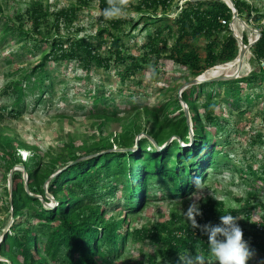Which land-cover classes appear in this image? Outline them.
I'll use <instances>...</instances> for the list:
<instances>
[{"label": "trees", "instance_id": "1", "mask_svg": "<svg viewBox=\"0 0 264 264\" xmlns=\"http://www.w3.org/2000/svg\"><path fill=\"white\" fill-rule=\"evenodd\" d=\"M97 1L101 11L107 7V0ZM172 1L139 0L135 7L139 14L136 22L112 19L94 35L71 34L69 38L63 37L59 30L77 18L84 7L83 0L60 9L53 21L47 8L35 1L16 16L30 24L29 30L0 17V49L13 40L16 44L32 42L41 51L39 61L30 70L17 69L13 74L15 79L4 87L2 93L13 101L0 108V120L5 113L18 118L29 96L40 103L46 93L52 94L54 82L47 69L51 62H76L87 74L92 67L114 70L124 84L148 67L152 69L151 78L156 77L157 64L168 53V59L190 73L191 78L184 85L206 70L236 58L239 47L229 26L232 12L224 2L185 0L179 11L177 6L172 9L177 12L171 17L168 12ZM232 1L238 17L260 34L250 48L253 69L236 80L207 82L183 90L180 98L190 121L176 94L150 107L132 100L135 93L121 97L119 90L114 95L119 97L118 102L102 93L92 95V107L88 111L89 117L98 120L99 132L106 123L121 121L114 136L110 133L91 143L69 139L60 150L41 156L31 147L33 155L21 162L12 145L20 150L29 146L0 129V162L5 173L10 174L21 163L27 177L25 191L23 172L11 173V204L7 186L3 187L12 223L3 237V231L0 232V258L4 259L0 264H118L127 244L143 240L153 241L157 248L145 253V261L140 264H182L180 257L196 254L216 264L208 251L207 237L199 229H192L186 219L178 225L181 221L178 215H171L169 223L131 230L125 217L139 213L157 199L156 192L169 199H185L206 184L210 172L226 166L220 167V162L222 158L230 159L232 147L222 132L230 122L215 114V109L226 104L233 113L242 116L246 113L244 106L262 97L261 93L253 97L245 91L249 87L264 89V9L260 11L244 0ZM127 24L132 31L139 26L148 31L138 48L139 55L130 54L124 41L125 36L134 40L124 28ZM169 39H174V43L167 48ZM242 42L247 44L245 35ZM45 47L48 49L44 50ZM11 61L5 62L9 65ZM145 125L149 126L148 130ZM141 134L145 137L136 141ZM255 142L261 143L264 150L260 135ZM238 173L248 187L254 189L257 183L264 186V155L256 169L247 165L244 171L238 169ZM243 174L250 179H244ZM196 178L200 179L197 189ZM118 192L121 195L116 203ZM47 195L54 201L53 207H44L38 199L39 196L48 203ZM199 206L202 215L196 220L200 225L218 224L224 214L243 216L245 222L237 220L243 239L252 255L257 253L264 260V214L259 222H250L251 207L230 209L223 200L212 198ZM116 211L117 216H122H109L108 213Z\"/></svg>", "mask_w": 264, "mask_h": 264}, {"label": "rangeland", "instance_id": "2", "mask_svg": "<svg viewBox=\"0 0 264 264\" xmlns=\"http://www.w3.org/2000/svg\"><path fill=\"white\" fill-rule=\"evenodd\" d=\"M35 1L40 2L43 7L47 8L50 20L53 21L56 12L69 7L76 0H0V17L9 19L16 26H21L23 30H29L30 24L19 21L16 16L24 12ZM184 1L173 0L168 15L175 16ZM244 1L253 4L260 11L264 9V0ZM138 2L139 0H132V5L126 9L125 15L114 19L136 22L139 18V14L135 11ZM83 6L71 25H62L60 28L59 32L63 37L69 38L71 34L94 35L97 29L105 28L112 20L103 18L97 0H83ZM175 6H177V11L174 12L172 9ZM232 27L237 30L240 36L245 35L247 40L257 37L256 33L247 30L238 20L232 22ZM248 27L253 29L251 26ZM124 28L134 36V40L127 36L124 38L130 48V54L139 55L141 52L138 48L148 31H143L141 26L132 31L131 25L128 24ZM76 30H81V32L75 33ZM173 43L174 39H169L167 48L171 47ZM45 48L44 50L48 49ZM40 52L39 48L35 49L32 42L16 44L13 40H9L2 46L0 49V108L10 105L13 101L11 96L2 93L6 84L15 79L13 74L17 72V69L30 70L39 61ZM247 53L249 59L247 60L245 55L242 69L239 72L240 78L248 75L253 69L250 49ZM167 54L164 53L163 58L157 64L158 75L156 77L151 78L152 69L148 67L139 72L137 76L130 77L124 84L120 83V78L114 70L104 71L92 67L91 72L87 74L76 62H51L47 65V69L52 76L51 80L54 82L52 94L46 93L40 103H35V97L29 96L23 102L22 108H20L21 114L18 118L13 119L7 116L6 113L4 114V117L0 120V129L4 134H8L29 146V148L22 149L19 154L15 150L21 148H17L15 144L12 145L15 147V156L18 154L21 162L25 159L28 160L33 155L31 147L36 148L35 153L41 156L47 152L60 150L62 145L68 142L69 139H73L77 143L80 141L91 143L110 133L114 136L119 131L122 122L106 123L103 131L99 132L97 129L98 120L88 116V111L92 107V95L102 93L114 100V95L119 90L122 94L121 97L135 93L132 100L141 101L150 107L164 102L166 98H174L175 94L179 95L185 89L183 83L191 78V75L185 68L168 59ZM7 59H11L12 63L8 65L5 62ZM245 64L248 68H244ZM235 68L236 66L232 65L220 72L230 73ZM48 83L46 81L45 85H48ZM245 93H249L253 97L257 93H261L262 97L252 105L244 106L243 109L246 108V113L242 116L233 113L226 104H221L215 109V114L228 119L230 122L222 129L224 138H228L232 142L230 159L222 158V162H220L221 159L218 160L220 167L224 164L226 166L221 170L210 172L207 183L185 199H169L156 192L157 199L150 201L142 211L128 217L124 216L131 230L148 228L162 222L169 223L171 215H178L179 220H181L178 225L181 222L183 224L185 217L182 211L187 210L192 199H195L194 196L200 198L198 200L199 204L208 198H212L223 200L226 207L230 209L251 207L252 209L249 210L250 222L260 221L261 216L264 214V186L257 183L254 189L248 187L243 183L238 169L244 171L247 165H251L256 169L260 158L264 155L261 143L255 142L258 135L264 141V89L263 87L257 89L249 87ZM118 98H115V102L119 101ZM213 102H210L209 106H212ZM125 116L127 115L122 117ZM148 128L149 126L145 125V130H148ZM190 135L192 137L191 132ZM144 137L145 135L141 134L135 140ZM7 150H11V147ZM113 150L117 149L113 147ZM21 167L20 163L12 170L22 171ZM242 177L250 179L247 174H243ZM8 180L9 174L5 173L3 164L0 162V232L12 223L11 216L9 217L7 214L6 196L3 188L5 185L8 186ZM44 187L46 189V184ZM120 195L121 192L115 195L116 203H119ZM46 198L48 203H45L38 196L44 207H53L55 203L52 198L48 195ZM247 200L249 201L248 204H246ZM108 214L117 218L122 216V214L117 216L118 211ZM239 221L245 222L244 217L240 216ZM155 248L157 247L151 240H143L140 243L131 242L126 245L123 258L118 261V264L122 262L127 264L143 263L145 261L144 254L151 253ZM195 256L202 257L204 264H212L211 260L204 258L201 254ZM246 264H264V260L259 254L254 253L248 258Z\"/></svg>", "mask_w": 264, "mask_h": 264}, {"label": "clouds", "instance_id": "3", "mask_svg": "<svg viewBox=\"0 0 264 264\" xmlns=\"http://www.w3.org/2000/svg\"><path fill=\"white\" fill-rule=\"evenodd\" d=\"M131 0H107V7L102 9L104 19H114L125 15ZM231 23V22H230ZM230 26V24H229ZM22 150H19L20 154ZM26 160V159H25ZM23 160V161H25ZM196 189L200 179L194 180ZM186 211H182L186 221L192 229H199L200 233L207 237L208 251L214 257L216 264H246L252 253L248 249L247 242L243 239V231L239 227L238 217L232 214H224L219 217V223L211 222L200 225L196 217L202 215L197 196H194ZM182 264H204L200 256L180 257Z\"/></svg>", "mask_w": 264, "mask_h": 264}, {"label": "water", "instance_id": "4", "mask_svg": "<svg viewBox=\"0 0 264 264\" xmlns=\"http://www.w3.org/2000/svg\"><path fill=\"white\" fill-rule=\"evenodd\" d=\"M188 1L196 2V1H211V0H188ZM219 1L224 2L228 6V8L231 10V12H232V19H231V23H230V31L232 33V36L236 39V41L238 43V47H239L238 54H237L236 58L233 61H231L229 63L222 64V65L214 66V67L206 70L205 72H203L198 77L192 79L190 82H188V83L185 84V89L187 87H189V86H192V85H197V84H202V83H207V82L231 81V80L239 79L240 78L239 77V72L242 69L245 55H246L247 51L256 43V41L260 37V34L257 31H255V30L249 28L248 26H246L245 22L238 17L237 12H236V9H235V6H234L232 0H219ZM235 20H238L247 30L256 33L257 34V37L254 38V39H252V40H247V44L245 45L242 42V36L236 34V32L234 31V29L232 27V22H234ZM232 65L233 66L235 65L236 68H235V70H233L230 73L229 72H220V73H217L214 76H209V77H206L205 76L206 73L209 70H211V69H216V68H224V69H227V67L229 68ZM180 94L178 95V98H179V100H180V102L182 104V107L184 109L183 111H184L185 116L188 117L187 107L182 102V100L180 98ZM80 160H82V159H80ZM80 160H77V161H80ZM21 169H22V172H23L25 191H27V183H26L27 177H26V172L24 171L23 167H21ZM12 172H13V170L10 171L9 180H8V186H7L8 194H9V204H11V179H10V177H11V173ZM11 218H12V215H11ZM9 227H10V225L7 226V228L3 231L2 237L6 233V231L8 230ZM2 237H1V239H2ZM0 260H4V259L0 258Z\"/></svg>", "mask_w": 264, "mask_h": 264}, {"label": "bare ground", "instance_id": "5", "mask_svg": "<svg viewBox=\"0 0 264 264\" xmlns=\"http://www.w3.org/2000/svg\"><path fill=\"white\" fill-rule=\"evenodd\" d=\"M234 31L236 32V34H238V35H240L238 32H237V30L234 28ZM250 40H252V39H250ZM249 54L248 53H246V59L248 60L249 59V56H248ZM228 68V67H227ZM244 68H248L247 67V64H245V67ZM221 70H225L224 68H216V69H211V70H209L207 73H206V77H209V76H214V75H216L217 73H220V71Z\"/></svg>", "mask_w": 264, "mask_h": 264}, {"label": "built area", "instance_id": "6", "mask_svg": "<svg viewBox=\"0 0 264 264\" xmlns=\"http://www.w3.org/2000/svg\"><path fill=\"white\" fill-rule=\"evenodd\" d=\"M222 23H224V22L222 21Z\"/></svg>", "mask_w": 264, "mask_h": 264}]
</instances>
